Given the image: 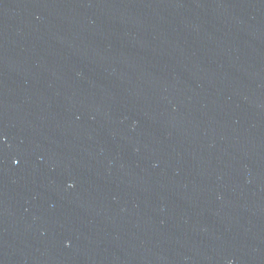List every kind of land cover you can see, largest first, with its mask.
I'll use <instances>...</instances> for the list:
<instances>
[{"label":"water","instance_id":"1","mask_svg":"<svg viewBox=\"0 0 264 264\" xmlns=\"http://www.w3.org/2000/svg\"><path fill=\"white\" fill-rule=\"evenodd\" d=\"M0 264H264V0H0Z\"/></svg>","mask_w":264,"mask_h":264}]
</instances>
